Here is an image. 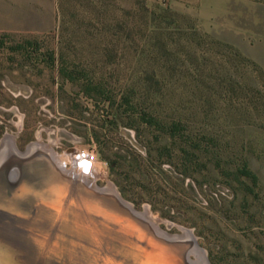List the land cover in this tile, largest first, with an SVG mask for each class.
I'll return each mask as SVG.
<instances>
[{
	"label": "rangeland",
	"instance_id": "374dc122",
	"mask_svg": "<svg viewBox=\"0 0 264 264\" xmlns=\"http://www.w3.org/2000/svg\"><path fill=\"white\" fill-rule=\"evenodd\" d=\"M5 133L88 152L209 264H264V0H0Z\"/></svg>",
	"mask_w": 264,
	"mask_h": 264
},
{
	"label": "water",
	"instance_id": "95a60500",
	"mask_svg": "<svg viewBox=\"0 0 264 264\" xmlns=\"http://www.w3.org/2000/svg\"><path fill=\"white\" fill-rule=\"evenodd\" d=\"M30 155L21 159L19 156L12 158L17 161L28 160L32 158ZM15 166L0 168L7 192H11L9 190L15 189L20 183V175L14 176ZM52 169L57 177L65 181V194L60 201L45 206L26 205L29 213L0 207V226L4 227L3 231L13 235L5 237L0 234V246L2 244L3 248L12 253L16 263L209 264L207 261L199 263L190 260V241L180 240L175 234L158 233L116 193L106 194L83 180L59 172L54 166ZM68 201L76 205L80 216L77 222L66 220L63 215L64 210H67L63 204ZM99 201L112 205L115 212L103 211ZM86 211L89 214L99 213L97 215L105 216L106 221L91 224V220L86 218ZM10 239H16L19 243L24 240L25 249Z\"/></svg>",
	"mask_w": 264,
	"mask_h": 264
},
{
	"label": "bare ground",
	"instance_id": "6f19581e",
	"mask_svg": "<svg viewBox=\"0 0 264 264\" xmlns=\"http://www.w3.org/2000/svg\"><path fill=\"white\" fill-rule=\"evenodd\" d=\"M11 138L12 137L9 136V139H7L6 142H4L6 143L7 148L2 150L0 153V158H1L0 168L2 167L4 168V166L8 168L10 165L15 164L16 170H14V176L15 175L17 176L18 174L20 175V183L17 185L15 189H12V190L10 189L9 191L11 192H7L5 191L6 189L5 184H3L4 182L3 177L0 176V207L16 209L17 212L19 213L21 212L29 213V209L28 210L26 209V205L36 204L37 206H45V204H52L54 202H57L59 199L64 198L65 193L63 191L64 190L63 188L65 186V181L63 180V178L60 179L59 177H57V175L54 173L52 169V166H54L56 169L59 170V172L63 174L64 173L70 174L76 179L85 181V183H87L91 187H93V185L89 184L90 180L87 179L88 175H92V177H95V178H97L96 175L101 176V177L103 176V172H101L102 170L99 168V166H96V164H94L93 161L87 160L86 158H84V156L80 153L75 154L72 152H68L62 156L61 155L57 156L53 152L50 146L44 145L41 141H39L38 143H35L37 147L35 146L30 147L26 149L25 152H18V150L13 144V140H12L13 138L12 139ZM7 150L8 151L11 150L14 156H19L20 159L21 157H26V156H29L30 154L32 158L28 160H18L17 161L10 156L4 155V153L7 152ZM66 162L72 165V168H73L72 170L71 169L67 170L64 168L63 165H65ZM98 190L106 194L113 193L110 187H106V188L98 189ZM68 202L63 204L64 208L67 207L66 208L67 210H64L63 215L64 217L66 216L65 217L67 218L66 220L77 222L80 219V216L78 215L76 211V208H75L76 205L72 201H68ZM99 204H100L99 206H101L103 211L110 212V213L115 212L114 211L115 209L112 205L105 203L103 201H99ZM86 212L89 215V216L87 215L86 218L91 220L90 221L91 224L97 225L98 224L97 221H101V222L106 221L105 216L97 215L99 213L89 214L88 211ZM138 214L139 216L147 220L150 223V225L155 229V231L163 235L167 234V233L162 232L161 229L159 228L157 224L158 219H156V217L151 216V215L150 216L152 218L150 216L148 217L147 212L145 213L138 212ZM0 217L2 216L0 215ZM22 220L23 219H21V221ZM110 222H112V220H110ZM125 223L127 222L125 221ZM71 226H73V224H71ZM3 230H4V227L0 226L1 235L5 237L7 236L13 237V235L10 234L9 231L8 233H6V230L5 231ZM174 236L180 240L190 241L191 244L188 249V253H191L192 255L194 254L195 256V259H192V257L189 256L190 260L199 262V263H204L206 261L204 254H202L203 251L196 246L192 235L187 236L184 234V235H174ZM10 240H12L17 246L22 247V249H25L24 246L26 245V242L24 240L20 243L16 239H10ZM11 255L12 253L9 252V250H6L5 248H3L1 244L0 264H18L14 261Z\"/></svg>",
	"mask_w": 264,
	"mask_h": 264
},
{
	"label": "trees",
	"instance_id": "16d2710c",
	"mask_svg": "<svg viewBox=\"0 0 264 264\" xmlns=\"http://www.w3.org/2000/svg\"><path fill=\"white\" fill-rule=\"evenodd\" d=\"M126 102H127V100H126ZM147 118L154 119L155 117L152 116V115H150V116L147 117ZM177 124H178V122H172V123H171V125H170V127H169V130L167 131L168 134H171V133L174 131L173 128H175V127L177 126ZM242 169H247V168L244 166ZM242 172L245 173L246 175H249L253 181L255 180V176H254L250 171H248V170H243Z\"/></svg>",
	"mask_w": 264,
	"mask_h": 264
},
{
	"label": "flooded vegetation",
	"instance_id": "af4514ba",
	"mask_svg": "<svg viewBox=\"0 0 264 264\" xmlns=\"http://www.w3.org/2000/svg\"><path fill=\"white\" fill-rule=\"evenodd\" d=\"M7 133H5L3 136H2V138L0 139V153H1V151L2 150H4V149H6L7 148V145H6V143H4V142H6V140L7 139H9V136L10 137H13V136H11L10 134L9 135H7L6 137H5V135H6ZM5 137V138H4ZM12 139V138H11ZM13 140V139H12ZM11 144V143H10ZM10 144H8V145H10ZM13 144H14V142H13ZM12 145V144H11ZM14 146H15V144H14ZM30 146V145H29ZM28 146V147H29ZM27 147V148H28ZM17 149V148H16ZM147 213H148V211H147ZM151 217V216H150ZM152 218V217H151ZM157 219V218H156ZM186 235V234H185Z\"/></svg>",
	"mask_w": 264,
	"mask_h": 264
},
{
	"label": "built area",
	"instance_id": "2783aa9c",
	"mask_svg": "<svg viewBox=\"0 0 264 264\" xmlns=\"http://www.w3.org/2000/svg\"><path fill=\"white\" fill-rule=\"evenodd\" d=\"M79 153L82 154V155L84 156V158H86L87 160H91V161H92L93 157H92V155L89 154L88 152H84V151H82V152H79ZM82 155H81V156H82Z\"/></svg>",
	"mask_w": 264,
	"mask_h": 264
}]
</instances>
